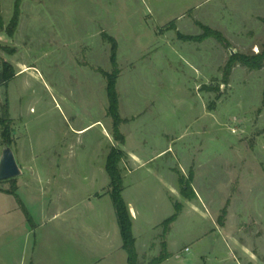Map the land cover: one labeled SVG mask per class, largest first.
<instances>
[{
    "label": "rangeland",
    "instance_id": "1",
    "mask_svg": "<svg viewBox=\"0 0 264 264\" xmlns=\"http://www.w3.org/2000/svg\"><path fill=\"white\" fill-rule=\"evenodd\" d=\"M16 1L0 0V72L16 73L0 82L12 131L5 142L0 122V158L10 146L22 173L0 181L18 188L0 196V264H94L81 238L122 242L113 147L139 264L163 243V264H264V67L236 62L227 76L233 54L264 49V0H20L11 34Z\"/></svg>",
    "mask_w": 264,
    "mask_h": 264
},
{
    "label": "trees",
    "instance_id": "2",
    "mask_svg": "<svg viewBox=\"0 0 264 264\" xmlns=\"http://www.w3.org/2000/svg\"><path fill=\"white\" fill-rule=\"evenodd\" d=\"M21 1L20 0L16 1L15 14L10 27L11 34L13 33V30H15L18 27L19 24L20 15H21V9H20ZM109 40L112 42L111 61L115 67V70L107 75L108 92H109L108 94L110 99L109 112L114 117V124L116 128L117 137L120 138L122 141H124L123 136L119 134V128H118L119 125L121 124V117L119 114V106H118V93H117V80H118V72H119V69H117L118 46H117V41L113 37H109ZM236 62H241L243 65L251 69H261L262 67H264V49L252 56L233 54L228 63L229 68H228L227 76H229L230 69ZM15 74L16 73H13L12 69L8 66V64H4L3 69L0 72V82L7 83L15 76ZM9 115L10 113H9L8 105L2 106V115L0 117V122L3 125V137L5 138V142L7 143L12 142V138H11L12 131L10 127L11 119L9 118ZM125 157L126 154L124 153V151L116 147H113L110 153L108 154L107 162H106V170L110 178L109 193L112 198L113 205L116 211L118 224L123 240V247L128 253V263L139 264V255L136 248V237L133 231V219L130 213L129 206L126 203L123 196V191L125 187H124L123 173L121 171L120 164L125 159ZM17 190L18 188L14 187L13 190H6L4 192L13 194L17 197L18 196ZM184 190L187 193V187L184 188ZM175 206H176V213L163 222V224H165V232H168L170 230L171 224L174 221H176L180 211L183 208V205L181 203H176ZM28 220H31V218L28 217ZM169 257L170 255L167 252V243H163V250L161 254L157 258L152 260L151 264H160L163 261L167 260Z\"/></svg>",
    "mask_w": 264,
    "mask_h": 264
},
{
    "label": "crops",
    "instance_id": "3",
    "mask_svg": "<svg viewBox=\"0 0 264 264\" xmlns=\"http://www.w3.org/2000/svg\"><path fill=\"white\" fill-rule=\"evenodd\" d=\"M132 155H133V158L136 157L135 154H132ZM132 160L136 161V159H132ZM124 191H123V193H124ZM0 196H2V197L6 196V198H7V197H12L13 194L4 192L3 190L0 189ZM2 197H0L1 200H3ZM5 200H7V199H5ZM128 205L130 206V211H131V213L133 215V231H134V229H135L134 218H135V215H137V213H136V210L134 209V207L132 206L131 203H128ZM8 211L9 210H7L6 208L4 209V212H8ZM101 223L103 224V222H101ZM101 223H99V225H101ZM82 233H84V231H82ZM115 234H116V227H115ZM120 235H121V232H120ZM134 235H135V233H134ZM121 238H122V236H121ZM78 243L79 244L77 245V247L79 249H81V250L84 249V251H85V250H91V248L92 249L94 248L93 250L96 249V251L100 254V260H97V262H95L94 264H100L102 262H104L103 264H110L111 261L105 262L108 257H109V260L112 259L111 264H129L128 263V253L123 247V240H122V242H120L117 236H115L112 239L111 235H109V233H107L106 234V240L98 241L96 243V245H97L96 248L95 247H91V246L89 247V243L83 238H81V240H79ZM136 248H137L138 255H140V252H139V249H138V239H137V237H136ZM167 260H165V261H167ZM251 260L253 261L254 259H251ZM165 261H163L160 264H163Z\"/></svg>",
    "mask_w": 264,
    "mask_h": 264
},
{
    "label": "water",
    "instance_id": "4",
    "mask_svg": "<svg viewBox=\"0 0 264 264\" xmlns=\"http://www.w3.org/2000/svg\"><path fill=\"white\" fill-rule=\"evenodd\" d=\"M21 173V168L16 160L12 148L10 146H6L0 158V181L15 178Z\"/></svg>",
    "mask_w": 264,
    "mask_h": 264
}]
</instances>
